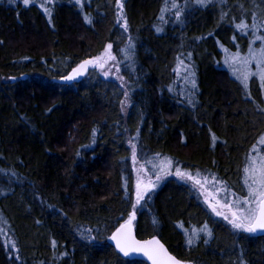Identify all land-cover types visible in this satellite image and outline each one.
Returning a JSON list of instances; mask_svg holds the SVG:
<instances>
[{"label": "trees", "instance_id": "1", "mask_svg": "<svg viewBox=\"0 0 264 264\" xmlns=\"http://www.w3.org/2000/svg\"><path fill=\"white\" fill-rule=\"evenodd\" d=\"M44 2L0 0V264H150L110 239L135 203L132 144L152 175L146 161L167 158L173 169L214 175L233 199L247 194L242 170L264 148V86L250 76L245 90L224 61L247 52L252 29L235 24L264 16V0H177L179 21L176 9L161 13L164 0H122L119 22L115 0H51V18ZM129 37L131 61L119 52ZM108 43L122 83L93 65L61 79ZM205 224L213 235L188 245L185 230ZM134 226L138 239L156 236L191 264H264V235L232 230L186 180L160 182L136 206Z\"/></svg>", "mask_w": 264, "mask_h": 264}, {"label": "snow or ice", "instance_id": "2", "mask_svg": "<svg viewBox=\"0 0 264 264\" xmlns=\"http://www.w3.org/2000/svg\"><path fill=\"white\" fill-rule=\"evenodd\" d=\"M10 2H15V0H10ZM31 0H23L25 5H28ZM51 0H45L44 3L40 4V7L49 15L51 18V11L45 5L50 3ZM77 4L81 3V0H76ZM118 8V22L119 19L123 18V3L122 0H115ZM188 0H185L184 7H187ZM196 5L201 7H207L213 3V0H194ZM220 3H224V0H220ZM243 9V5H240ZM170 9H176L175 18L179 21L183 14L184 8H182L177 0H164L163 6L161 7V13H165ZM246 11V10H245ZM227 16V13L221 12V19L223 20ZM85 19L91 23V20L85 16ZM161 20L164 19L163 16L160 17ZM235 19V18H233ZM127 30L128 24L127 20L124 19L122 25ZM251 27L253 32V39H250L248 50L245 54H241L239 50L234 53H229L225 57L224 63L228 65L231 73L236 77L237 80L243 85L244 89L248 88V80L250 76H257L261 82V86H264V35H259L261 28H264V16L259 13L253 12L251 14V24L245 20L241 19L235 24V28L239 29L242 33L247 34V29ZM157 31L162 29L157 28ZM260 41V46L253 47L255 41ZM135 45L131 42V37H129V43L126 47L119 49V52L123 55L125 60L131 61ZM113 44L108 43L104 48L103 52L93 58L83 60L79 65L72 69L69 75L61 77V79L70 81L79 76L82 72L86 71L88 65H93L102 70L104 76L110 75V68L106 66L110 61L117 62V56L112 52ZM225 52H229L225 49ZM191 54L189 53V57ZM255 62L256 69L252 70V63ZM183 64V60L179 61ZM116 67V71L119 72L118 63L113 65ZM187 67V66H186ZM190 79V83L193 88L196 86V81L194 79L195 73L191 71L190 67H187ZM117 79L123 80L122 76H117ZM171 90V89H170ZM125 99L120 101L122 107L129 102V93L124 92ZM189 104H192V100H188ZM213 141L216 137L213 134ZM131 143V141H130ZM259 143L264 145V135L259 137ZM256 150V145H253V151ZM158 159L160 157L159 153L155 154ZM131 158L135 164L138 163L137 151L135 144H132ZM146 163L152 164L153 174L155 175V181L158 182L161 179L162 174L166 175L170 172L172 161L171 159L165 160L162 164H156L153 161H146ZM5 170L0 169V172ZM243 184L247 189V194L244 196H236L235 193H231L232 196L236 197L233 200H228L227 195L224 197V202L221 203L220 200L215 199L214 193L217 191L228 192L226 187L218 188L216 185H223V181H216L213 184L208 180L207 176L201 177L199 171L194 175L192 172L187 170H181L179 167L175 170V175L179 178L186 179L193 182L195 187H198L202 193L205 195V200L208 202L209 207L216 216L223 217L226 220L232 230L235 232L255 234L257 232H264V154L256 152L255 155H249L247 157V163L243 168ZM138 174H144L146 179H141L138 175L136 186H135V203L132 204V211L128 213L127 219L123 223L119 224V227L115 229L112 233L110 239L115 242L116 248L119 252L128 256L132 253H141L151 264H191V262H185L178 259L176 256L172 255L165 245L156 237L153 236L151 239L140 240L136 238L134 233L133 221L136 219V205L144 199V196L152 188L156 187V182L153 181L152 174H149L145 168V164H140L137 168ZM15 176V173H12ZM212 180L215 181L216 178L213 175ZM207 185H211L212 192H209ZM0 223H7L6 220L0 216ZM182 227V225H181ZM2 231V229H0ZM91 231V230H89ZM199 232H204L208 237L213 235L212 229L208 227L207 224L204 225L202 229L194 232L193 235H188L187 230H185V235L187 236V244L192 245L196 240L200 239ZM207 243V240L204 241ZM53 247H55L56 242L53 240ZM11 247L15 248V241L11 243ZM240 264H244L241 260Z\"/></svg>", "mask_w": 264, "mask_h": 264}, {"label": "rangeland", "instance_id": "3", "mask_svg": "<svg viewBox=\"0 0 264 264\" xmlns=\"http://www.w3.org/2000/svg\"><path fill=\"white\" fill-rule=\"evenodd\" d=\"M114 65V63L112 62V61H110L109 62V64L106 66L107 68H110V75L109 76H105V77H108V78H111V79H114V80H117L118 82H120V83H122V81L123 80H120V79H117V76L119 75L118 74V72L116 71V67H114L113 66ZM101 70V69H100ZM102 71V70H101ZM256 152H260L261 154H264V148L263 149H261V147H258L257 148V151ZM255 155V154H254ZM138 160V159H137ZM165 162V160H158V161H154V163H156V164H162V163H164ZM132 164H133V169H134V174H135V186H136V181H137V178H138V175H140V178L141 179H146V176L144 175V174H138V172H137V168L139 167V165L141 164L139 161H138V163L137 164H135L134 165V163H133V161H132ZM146 168V167H145ZM175 170L176 169H173L172 167H171V169H170V172L168 173V174H166V175H164V174H162V176H161V179L158 181V182H156L155 181V175H152V178H153V181L154 182H156V187H157V185L160 183V182H162L163 180H165L166 178H169V177H174V178H178V179H181V178H179V177H177L176 175H175ZM148 171V170H147ZM148 173L149 174H151L149 171H148ZM183 180H186V179H183ZM209 180V179H208ZM186 181H188V182H190L192 185H193V182L192 181H189V180H186ZM209 181H211L213 184H215L216 183V181H213V180H209ZM194 186V185H193ZM218 188H220V187H222V185H219V184H217L216 185ZM155 187V188H156ZM207 187H208V190H209V192H212V187H211V185H207ZM197 189H198V191L201 193V195L203 196V198H204V200H205V195H204V193H202L201 192V190L198 188V187H196ZM154 188H152L151 190H153ZM150 190V191H151ZM149 191V192H150ZM149 192H147L146 194H145V196L149 193ZM214 195H215V199H217V200H220L221 201V203H223L224 202V197H225V195H227L224 191H217V192H215L214 193ZM144 196V197H145ZM227 198H228V200H233V198H231V196H228L227 195ZM206 201V200H205ZM207 204H208V202H206ZM138 205V204H137ZM136 205V206H137ZM223 218V217H222Z\"/></svg>", "mask_w": 264, "mask_h": 264}, {"label": "water", "instance_id": "4", "mask_svg": "<svg viewBox=\"0 0 264 264\" xmlns=\"http://www.w3.org/2000/svg\"><path fill=\"white\" fill-rule=\"evenodd\" d=\"M64 82L66 81V80H63ZM133 224H134V221H133ZM134 233H135V226H134ZM135 235H136V233H135ZM255 235H264V232H257V233H255ZM137 238V237H136ZM138 239V238H137ZM112 243H113V245L115 246V242L112 240ZM116 247V246H115ZM166 247V246H165ZM118 250V249H117ZM119 251V250H118ZM123 254V253H122ZM124 255V254H123ZM125 256V255H124ZM126 257H129V258H136V259H142V260H145V261H147V262H149L150 264H151V261H149L148 259H147V257H145L143 254H141V253H132V254H129L128 256H126Z\"/></svg>", "mask_w": 264, "mask_h": 264}]
</instances>
